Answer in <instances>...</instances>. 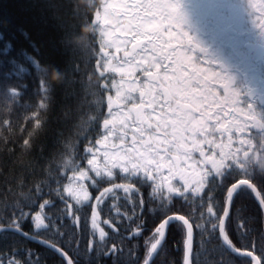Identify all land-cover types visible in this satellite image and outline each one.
I'll use <instances>...</instances> for the list:
<instances>
[{
	"label": "trees",
	"instance_id": "obj_1",
	"mask_svg": "<svg viewBox=\"0 0 264 264\" xmlns=\"http://www.w3.org/2000/svg\"><path fill=\"white\" fill-rule=\"evenodd\" d=\"M105 1L0 0V226H7L14 211L35 215L40 203L51 200L54 206L47 213L54 221L53 228L35 232L31 220H27L23 231L55 244L74 264H142L155 242L152 234L156 225L166 215L179 214L193 224L189 264H251L248 257L224 247L219 231H212V224L219 221L207 215L206 207L200 209L195 197L188 202L174 199L165 213L158 199H149L151 189L147 186L137 185L139 196L115 190L99 206L94 229L91 208H81L77 213L81 220L73 224L71 213L77 207L76 201L63 191L69 206L65 215V205L55 193L71 182L70 168L75 165H81L82 170L90 168L83 159L84 149L91 146L90 141L98 138L102 130L107 97L115 98V89L110 93L103 90L109 80L99 77L104 60L123 59L124 51L132 49L131 44L124 51L108 54L105 26L100 17ZM33 61H38L41 67ZM52 67L57 70L52 71ZM105 75L120 80L116 73ZM247 92L250 95L256 90ZM163 99L171 104L170 115L174 110L179 115L184 106L188 107L176 96ZM249 108L248 125L234 134L235 152L219 150L234 172L214 194V212L220 216L226 204V189L235 181L251 179L264 199V94H258ZM37 116L38 120L33 119ZM229 136L224 134L225 138ZM250 172H254L251 178L241 174ZM82 183L93 205L104 188L112 187L108 183L96 187L91 186V181ZM37 188L42 191L38 193ZM141 198L146 202L142 213L138 207ZM32 201L36 205L29 207ZM133 205H137L135 214ZM117 209L122 216L116 215ZM201 211L205 213L203 217ZM105 220L109 223L105 224ZM140 223L142 230L137 229ZM224 225L236 247L248 251L254 246V255H264V214L252 190L240 191L233 197ZM57 229L62 236L55 235ZM100 229L106 233L103 240ZM136 231L140 234L132 235ZM185 236L181 222L170 225L149 264H184ZM29 252L34 254L33 264L36 260L39 264H67L61 255L40 243L12 232L0 233V254L27 260ZM13 253L16 255L12 256Z\"/></svg>",
	"mask_w": 264,
	"mask_h": 264
},
{
	"label": "snow or ice",
	"instance_id": "obj_2",
	"mask_svg": "<svg viewBox=\"0 0 264 264\" xmlns=\"http://www.w3.org/2000/svg\"><path fill=\"white\" fill-rule=\"evenodd\" d=\"M250 7L257 13V25L264 28V0L259 3L251 2ZM134 7L143 8L151 15L147 19V24H138L135 28L132 37L131 51H124L123 60L119 65H113L111 60L105 59L103 63V71L99 73V77L109 80V83L103 85L105 93H110L115 89V98L109 95L107 97V114L102 120V130L98 138L90 141L91 146L85 147L83 159L87 160L90 166L88 170H82L81 165H75L69 170L73 172L71 182L62 190H57L55 195L65 205V215H68V203L63 195V191H67L68 195L76 201L77 207L71 213L73 224H79L81 217L77 215L81 208H91L92 212V226L95 229L97 226L96 218L99 215V206L104 203L105 197L115 190H122L124 193L132 192L135 196L140 195L137 185H144L151 189L149 195L150 200H159L160 209L165 213L170 210L171 202L174 199H181L188 202L193 197L198 200V207L204 209L206 207L207 215L215 217L219 221L218 224H212V231H219L220 239L227 250L236 253L238 256H246L249 258L251 264H264V255L256 256L253 246L252 250L241 251L236 247L230 239L224 225V219L214 212L215 192L218 188L223 187L224 181L231 177L234 172L228 167L223 156L220 153L221 145L217 143V134L221 135V130H226L220 122V112L223 111L221 107L215 114L216 122L213 123V116L207 110L212 107L211 104L207 105V109L200 111L203 101L207 100L204 96L201 104L193 108L184 106L181 111L184 115L178 116L177 119L169 121L164 118L165 105L171 107L165 99L164 103H160L157 97L167 98L174 96L172 82L168 76V70L171 69L175 76L177 71V61L172 59V55L176 54V49L173 48L172 55H160L155 53V49H151V57L145 56L144 53L149 52V46L153 44V36L158 33L159 25L153 23L156 20L157 13L163 17L164 20L169 22L168 31L170 37L178 41L179 46H185V38L187 33L179 31L183 24V16L179 11L180 5L177 3H153L148 5H135ZM175 27V31H173ZM143 36L144 40L139 37ZM114 42L110 43V47ZM127 43L126 41L124 42ZM191 44V40H187ZM192 51V48L188 49ZM117 52L120 48L117 47ZM203 51V49H201ZM107 56V53L105 54ZM139 56V60H137ZM112 59H116L115 56ZM192 56L179 57V66H183L184 62L191 63ZM172 60V63L165 64L163 61ZM34 65L41 67L38 61H33ZM52 71L57 70L55 67L51 68ZM163 70L165 75L160 76V71ZM203 71V70H198ZM210 75L206 74L204 77L205 83L210 81L218 82L225 94V103L235 105L241 93L234 90L232 87L231 79L220 71L208 70ZM106 73H116L119 75L120 80L117 82L114 78H109ZM165 81H168V86H165ZM178 86L176 91H187L186 80L177 78L175 81ZM127 84V87L125 85ZM138 93V96L135 95ZM208 95L215 96L214 92L209 91ZM150 97V99H146ZM131 105V107H128ZM179 108V105H178ZM127 109V110H125ZM151 109L152 113L159 112L160 116L157 117L156 122H152V114L149 113L145 117L142 112ZM135 112V117L132 113ZM199 112L197 115L196 113ZM173 116H177L174 110ZM227 115V113H225ZM95 118V117H94ZM38 120L39 117H33ZM131 120L135 125V130L132 132L131 137L128 136L129 128L128 121ZM120 125L121 131L117 135L116 124ZM179 125V127H178ZM169 128L172 129L169 132ZM171 137V138H169ZM111 140V145L109 141ZM27 143V141H26ZM103 160V167L100 166V160ZM89 172L94 173L90 176ZM254 172L241 173L242 175L252 177ZM99 178V179H97ZM117 180L127 181L128 183H117ZM83 181H91V186L96 187L100 183L111 184L112 187L104 188L99 196L95 197L96 204H90L92 199L84 187ZM178 181L179 183H173ZM76 184V187H73ZM250 189L256 192V187L251 183H242L239 180L233 182L226 189V204H230L233 197L240 191ZM36 191L40 193L42 190L37 188ZM51 194V193H50ZM259 197V193H257ZM39 198V197H38ZM115 199V197H113ZM145 200L141 198L138 207L141 213L144 210ZM261 206V211L264 212V199H258ZM35 201L29 204V207H34ZM54 206V201L44 200L43 203L38 205L39 211L35 215L31 212L23 210L14 211L9 218L7 226H0V233L12 232L28 240H34L35 234L30 235L28 232L23 231L24 222L31 220L35 232L40 230H51L54 226L52 217L48 215L47 210ZM137 205H133V214ZM117 216H122L119 209L116 210ZM201 217L205 215L203 211L200 213ZM229 212L227 209L223 212V217H228ZM124 219L132 220V216H124ZM136 219H140L136 216ZM49 223H45V221ZM174 222H182V225L187 229L186 248L187 252L191 253V239L193 233V224L184 215L173 214L166 215L156 225L152 238L154 243L151 244V250L147 253L148 257L157 250L158 245L166 238V230ZM105 224L109 222L104 221ZM197 228L201 227L196 225ZM137 229H143V223L137 225ZM118 231V229H115ZM140 231L133 232L132 235H139ZM55 235L62 236L63 233L57 229ZM101 240L104 239L106 233L103 229L99 232ZM37 243L44 244L50 247L53 251L61 255L67 264H74V261L68 257L62 249L55 244H50L48 241H37ZM91 249V241L89 242ZM115 251V246H113ZM264 251V250H262ZM16 254L13 253L12 256ZM34 254L29 252L27 256L29 259L20 260L10 258L0 254V264H33L31 257ZM35 264H39L36 260ZM144 264H149V260L145 259ZM187 264V259L185 261Z\"/></svg>",
	"mask_w": 264,
	"mask_h": 264
},
{
	"label": "rangeland",
	"instance_id": "obj_3",
	"mask_svg": "<svg viewBox=\"0 0 264 264\" xmlns=\"http://www.w3.org/2000/svg\"><path fill=\"white\" fill-rule=\"evenodd\" d=\"M249 2L250 0H107L100 16L102 24L105 26L104 44L108 54L112 55L118 53L117 47L120 48L119 52L127 49V46L132 44L136 26L138 24L146 25L145 17L151 18L145 9L134 7L135 5L153 3H177L180 5L179 11L184 22L179 31L188 34L185 38V46L181 48L178 41L170 37L167 30L169 22L157 13L153 23L159 25V31L153 36V44L149 46V52L144 55L150 58L152 48L155 49L158 56L172 55L173 48L176 49V54L172 55V59L177 61L176 74L174 76L171 69L167 73L172 82L174 96L179 101L186 103L188 108L201 104L203 97L207 96L208 98L203 101L200 111H204L207 109V105L211 104L212 107L207 110L213 116V123L216 122V112L221 107L223 108V111L220 112V122L226 130H221V135L217 134L216 139L217 143L221 145L220 148H224L225 153H227L226 150L232 149L235 152L234 134L241 131L242 128L245 129L249 123L246 120L251 115L249 103H254L258 94H264V54L260 58H256L255 51L249 52L245 48L247 45L255 44L264 47V28L257 25V13L250 7ZM251 2L256 1L251 0ZM259 2L260 0H258ZM175 30L173 27V31ZM139 38L144 40L143 36ZM188 39L191 40V44L187 43ZM111 42H114L112 47H110ZM189 48L193 50L189 51ZM181 56H192V62H184L182 67L179 66V57ZM139 58L137 56V60ZM122 60L114 61L112 64L119 65ZM163 62L170 64L172 60ZM208 70L220 71L231 79L234 90L242 94L235 105L225 103V94L218 82L205 83V75H210ZM164 75V71L161 70L160 76ZM178 77L186 80L187 91L175 90L178 87L175 83ZM165 86H168V81H165ZM249 90L252 92L256 90V92L249 95L247 92ZM209 91L214 92L215 96L208 95ZM135 95L138 96V93ZM146 99H150V97H146ZM157 99L160 103L165 101L163 97H157ZM170 109L171 107L165 105L164 118L169 121L185 114L183 111L181 114L173 116L168 114ZM142 113L145 117L151 113L153 123L161 115L159 109L155 113H152L151 109ZM196 114L198 115L199 112ZM131 115L134 118V113ZM128 125L129 128L126 131L131 137L135 125L131 120L128 121ZM116 129L117 135L124 131L118 122ZM168 130L172 131L171 128ZM225 133L230 134L229 138L224 137ZM109 145H111V140ZM100 166L103 167L102 159Z\"/></svg>",
	"mask_w": 264,
	"mask_h": 264
},
{
	"label": "water",
	"instance_id": "obj_4",
	"mask_svg": "<svg viewBox=\"0 0 264 264\" xmlns=\"http://www.w3.org/2000/svg\"><path fill=\"white\" fill-rule=\"evenodd\" d=\"M246 49H248V50H254L255 51V54L258 56V57H261L262 56V54L264 53V47H262V46H258V45H247L246 47H245ZM240 182H242V183H249V181H247V180H239ZM253 194H254V196H255V199L257 200V202H258V199H261L260 198V196L258 197L257 196V190H256V192H253ZM259 204V203H258ZM260 205V204H259ZM229 207H230V204H225V208H224V210L225 209H227V211L229 212ZM261 207V206H260ZM224 212V211H223ZM263 214H264V212H263ZM168 216H170V215H168ZM223 219H224V221H225V218L226 217H223V214H222V216H221ZM182 223V222H181ZM184 228H185V234H186V236H185V240H187V229H186V227L184 226ZM167 230H168V228H167ZM167 230H166V234H167ZM263 233H264V229H263ZM44 241L43 239H40V238H35L34 240H32V241H35V242H37V241ZM165 240V239H164ZM164 240L161 242V245H162V243L164 242ZM222 240V239H221ZM192 241H193V233H192V239H191V245H192ZM41 244V243H40ZM51 244V243H50ZM42 245H44V244H42ZM161 245H158V247H157V250L155 251V252H153L152 253V256L151 257H146V259H148L149 260V263L153 260V258L155 257V255H156V253L158 252V250H159V248L161 247ZM45 246V245H44ZM48 248H50V247H48ZM50 249H52V248H50ZM53 250V249H52ZM241 251H243V250H241ZM189 256H190V254L187 252V248H186V245H185V260H184V264H185V261H186V259H187V264H189ZM142 264H144V262L142 263Z\"/></svg>",
	"mask_w": 264,
	"mask_h": 264
}]
</instances>
